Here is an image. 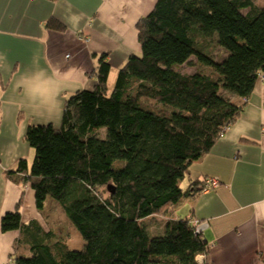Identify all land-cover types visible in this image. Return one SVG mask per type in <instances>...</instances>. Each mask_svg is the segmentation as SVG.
Here are the masks:
<instances>
[{
    "label": "trees",
    "instance_id": "trees-1",
    "mask_svg": "<svg viewBox=\"0 0 264 264\" xmlns=\"http://www.w3.org/2000/svg\"><path fill=\"white\" fill-rule=\"evenodd\" d=\"M46 26L66 28L56 18ZM137 29L141 53L129 55L114 87L104 52L95 86L67 98L59 126L28 125L31 168L21 158L5 171L12 182L30 185L38 210L54 199L83 246L72 249L66 239L53 241L52 227L24 223L20 201L1 217L2 232L25 231L27 249L14 252V264H212L197 225L166 216L204 190L206 178L187 189L181 180L239 117L264 72V3L156 0ZM216 45L226 52L221 60L213 56ZM192 56L195 71H181ZM158 218L164 233L152 236L146 222Z\"/></svg>",
    "mask_w": 264,
    "mask_h": 264
},
{
    "label": "crops",
    "instance_id": "crops-1",
    "mask_svg": "<svg viewBox=\"0 0 264 264\" xmlns=\"http://www.w3.org/2000/svg\"><path fill=\"white\" fill-rule=\"evenodd\" d=\"M155 1L0 0V264L12 257L19 236V230L1 231L3 213L21 201L24 223L35 217L45 230L52 227L42 218L30 185L16 184L4 173L31 152L28 125L59 126L67 98L95 86L102 53H108L110 72L139 53L137 24ZM51 18L66 28L47 27ZM263 75L239 117L190 167L189 186L208 177L221 183L182 198L166 216L203 225L212 264H264ZM61 226L52 228L57 233ZM58 239L56 234L53 241Z\"/></svg>",
    "mask_w": 264,
    "mask_h": 264
},
{
    "label": "rangeland",
    "instance_id": "rangeland-1",
    "mask_svg": "<svg viewBox=\"0 0 264 264\" xmlns=\"http://www.w3.org/2000/svg\"><path fill=\"white\" fill-rule=\"evenodd\" d=\"M259 3H264V0H257ZM141 53V51L139 52ZM226 55V52L218 45H216V47L214 48L213 51V56L215 57V59L217 60H221L224 56ZM192 63L193 64H183L180 67L181 71L184 72H194L197 66V57L192 56ZM118 72L116 70H113L112 72H110V76H109V80H108V86L110 88H113L117 77H118ZM220 93L231 98L234 102H237V100L239 99V96H237L236 94L225 90L223 88H221ZM104 131V129H102ZM31 147V152L30 154L26 157L27 158V162L29 167L31 168V166L33 165L34 162V157H35V150L32 146ZM5 173V172H4ZM5 177H6V173H5ZM7 178V177H6ZM189 177L188 174L181 180V186L184 189H187V187L189 186ZM54 202L56 203V201L54 199H52ZM55 204H50V200H47L45 202V207L43 208V210H39L42 218L47 222L48 225L54 227L55 225L57 226V224L60 225H64L59 227H55L56 228V234H57V238H61L64 235V239L67 240L68 246L72 249H80L83 246L84 243V239L81 235V233L77 230V228L75 226H73L70 223V220L66 214V212L64 210H62V208H60L61 206H59V204H57L58 206H56L59 210L56 209V207L54 206ZM185 213V212H183ZM179 214V213H178ZM164 220H162L161 218L158 220H147L146 225L148 227V231L149 234L154 236V235H161L164 233V226L162 222ZM28 224H41L39 222V220L37 218L34 217V219H30L28 222ZM162 224V225H161ZM24 236H20V231H19V236L17 237L16 241H15V245H14V251L15 252H19L22 253L23 251H25L27 249V246H25L26 244V235H25V231L23 232ZM18 239H21L20 244L18 243ZM17 248H19L18 250H16ZM26 254H29V252L26 251Z\"/></svg>",
    "mask_w": 264,
    "mask_h": 264
},
{
    "label": "built area",
    "instance_id": "built-area-1",
    "mask_svg": "<svg viewBox=\"0 0 264 264\" xmlns=\"http://www.w3.org/2000/svg\"><path fill=\"white\" fill-rule=\"evenodd\" d=\"M263 77H264V75H263ZM220 183H221V181L219 179L214 178V177H208L205 180L204 190H209L211 188H214L217 185H219ZM196 225H197V232L202 233L203 225L200 222H198V221L196 222ZM202 260H203L202 256L199 257V261L202 262ZM6 264H14L13 263V259L9 258Z\"/></svg>",
    "mask_w": 264,
    "mask_h": 264
},
{
    "label": "water",
    "instance_id": "water-1",
    "mask_svg": "<svg viewBox=\"0 0 264 264\" xmlns=\"http://www.w3.org/2000/svg\"><path fill=\"white\" fill-rule=\"evenodd\" d=\"M108 188L111 190V186H108Z\"/></svg>",
    "mask_w": 264,
    "mask_h": 264
}]
</instances>
